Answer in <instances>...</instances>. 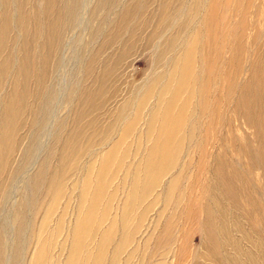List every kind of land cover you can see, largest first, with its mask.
Wrapping results in <instances>:
<instances>
[{
  "label": "rangeland",
  "instance_id": "rangeland-1",
  "mask_svg": "<svg viewBox=\"0 0 264 264\" xmlns=\"http://www.w3.org/2000/svg\"><path fill=\"white\" fill-rule=\"evenodd\" d=\"M73 1L52 4L50 10L46 0L0 3V22L5 8L12 23L2 43L4 58L12 60L10 72L31 67L35 76L48 69L47 83L58 93L44 130L42 124L32 126L42 117L38 104L43 98L34 101L36 80L30 85V102L22 108L26 123L19 149L6 156L12 160L11 169L7 177L4 171L5 183L0 180V189L8 193L3 196L0 191V220L8 215L9 236L16 232L12 206L29 193L27 176L40 171L49 154V170L60 167L59 158L68 154L59 150L65 140L77 145L81 155L69 160L63 189L48 216L50 196L40 195L43 206L35 227L28 226L23 264L32 260L40 231L44 254H51L54 264H68L71 254V264H174L172 258L182 248L194 254V259L183 257L185 264H264V0H108L103 8L104 0H80L67 23ZM163 2L168 4L165 9ZM157 9L165 15L164 25ZM174 9L176 15L171 13ZM46 18L55 19L53 27H59L54 49L50 44L44 47L48 39L43 34L52 23ZM189 51L196 62L191 69L179 64ZM192 72L189 88L181 86L183 75ZM12 82L9 77L1 87L2 97L9 91L11 95ZM100 83L102 98L111 102L95 123L90 99L85 98ZM131 89L140 92L139 98L134 108L120 112L130 102ZM158 93L164 103H159ZM146 95L148 108L141 113ZM161 111L172 115V123L176 115L185 118L178 123L179 131H187L184 143L181 138L177 146L166 144V136L160 134L163 121L156 123ZM106 133L109 139L103 146L89 150L84 143L94 136L97 144ZM114 145V155L106 158L103 183L94 188L104 189L105 196L91 210L92 221L78 231L85 211L81 204L90 197L85 193L87 169L94 166L96 172ZM26 152H31L29 158ZM156 162L166 175L157 176L158 186L142 200L137 177L156 180V174L147 175ZM137 189L141 200H134ZM58 218H64L61 231L50 236ZM133 229L139 233L134 239L129 236L130 245L119 247ZM212 232L217 243L208 236ZM216 248L218 258L210 255Z\"/></svg>",
  "mask_w": 264,
  "mask_h": 264
},
{
  "label": "bare ground",
  "instance_id": "bare-ground-1",
  "mask_svg": "<svg viewBox=\"0 0 264 264\" xmlns=\"http://www.w3.org/2000/svg\"><path fill=\"white\" fill-rule=\"evenodd\" d=\"M6 1L7 0H0V3L6 5ZM46 1H48V3H49L47 6V9H49V8L51 9L52 7L50 5L53 4V6H54L55 3L62 2L63 0H46ZM106 1H108V0H104V1L100 2V8H103L105 3H107ZM72 5H73V7L71 9L72 10L71 17L67 21V23L70 21L72 22V19L76 14L77 9L81 6V2H80V0H74L72 2ZM142 6H144V5H141V7ZM139 7H140V4L138 5V9H139ZM161 7H163L165 9L166 7H168V4L163 2L161 4ZM173 8L174 7H172V9ZM2 9L3 8H0V10H2ZM4 11L5 12H4V16H3V21L1 20V22H0V29L3 30L2 33L0 30V33H1V35H0V180H2V181L4 180V183H5V178L3 179L4 171H6L5 177H7L8 171L11 169V163H12V160L10 162H8L6 160V156H8V155L10 157L14 156L19 149V144L21 142V140L19 139V135H20V132L24 129V126L26 123V121L24 120L25 119L24 118V111H22V108H23L24 104H26V106H27V103L30 102V98H31V94H32V90H31L30 85H31L32 81L36 80V83L38 85V91L35 92L36 98L34 101H36L37 98H43V100L40 99L41 101L38 104L42 117L39 118V121L38 120L33 121V123H32L33 127H35V125L41 126V124H42L41 129L44 130L45 127H47V124L49 122V119H50V116L52 113V112H50V104L52 102V99H55L57 97L58 93H57V91L56 92L54 91L55 89L52 86V84L50 86L47 83L48 80H50V74H49L48 69H46V71L44 72L43 75H42L43 72L40 71L39 74L35 75V76L33 74L31 67H29L27 70L25 69V71L22 68V70H16V71L10 72L11 66H12V60L8 56H6V58H4L5 48H3L2 43L5 42L6 41L5 38H7V36H9L8 32H10V27H11L10 25H12V23L10 20L11 18L9 17L10 14H8V10L7 9L5 10V8H4ZM52 11H53V9H52ZM52 11H50V12H52ZM159 11L160 10H158V12L156 13V14H158V16L160 14ZM154 13H155V11H154ZM171 13L176 15L175 14L176 10L174 9V11ZM162 14L163 13H161L160 16L164 20V21L162 20V23L164 25L165 15H162ZM50 17H51V15H50ZM125 17H126V15H125ZM48 21L52 22V18H50ZM57 22L59 23V19L57 20ZM54 23H56L55 19L53 20L52 23H47V25H51V26H49V27L46 26L48 28V30L44 34L40 33V35L43 34V36H45L46 39H48V42L46 41L44 43V47L48 46V48H49V44H50L52 49L55 48V45L57 44V37L59 36L58 35L59 27L58 26H56L57 28L53 27V26H55ZM21 27H22V22H21ZM153 38H150V41H149L150 43H152L154 41ZM8 41H9V37H8ZM108 44H110V42ZM123 45H125V44H123ZM194 49H195V47H194ZM50 56L52 57L53 53H50L49 57ZM122 56H123V54H122ZM195 63L196 62H195V59L193 58V56L191 55V51H189L188 54H185L183 56V58H181V61L179 62L180 65L185 64L187 69L189 67L191 69L195 65ZM9 77H12V81H13L12 82L11 95H10V91H9V95L7 94V96L2 97L1 87L5 86V83L8 81ZM187 77H188V79H187ZM192 77H193V72L191 74H189V76L184 74L182 77V80H181V86L184 85V86H186V88H189V83L191 82ZM186 79H187V82H186ZM99 80H102L103 81L102 83H104V79L102 77H100ZM102 83H100L101 85H99V87L96 89L90 88L91 90H93V93L90 92L91 90H89L88 91L89 93L87 92L88 95L85 98L86 100L88 99V97L90 99L89 105L92 108V112H93L92 116L94 115V118H97L94 121L95 123H97L98 120L104 116L103 112L105 110V107H106L107 103L110 104V102H111L110 99L102 98L104 95V89H103ZM47 87H48L49 91L46 92L45 89ZM193 88H195V87H193ZM154 91L152 92L153 94H154ZM45 93H47L46 97H45ZM130 93H131L130 102H128V104L125 103L124 105H122V107L119 106L120 112H124L126 109H128V107L130 109L134 108L135 103L137 102V100L139 98L140 92L139 91L133 92V89H131ZM153 94H151V96ZM193 94L194 93H192V95ZM29 96H30V98H29ZM146 96L147 97H145V99H144L143 106L141 107L142 108L141 113H143L144 109L148 108L147 107L148 105L146 103L149 102V98H148V95H146ZM157 96L160 100L159 103H162L163 95H161V93H160ZM146 99H148V100H146ZM44 101H45V103H44ZM127 101H129V100H127ZM163 103H164V100H163ZM100 109H101V111L97 112L95 114V112L100 110ZM105 111H108V109H106ZM163 113L164 112L161 111L160 116L156 114V123L160 119H161V121H163V123H162L163 133H160V134L161 135L163 134L166 136L164 138L166 144H169V145L173 144L172 146H177V143H178V141H180L181 138H183L182 141L184 143V139H185V136L187 135V131L186 132L183 131V128L181 131H179L180 126L178 125V123H183V120H185V118H182V115H180V116L176 115L175 118L177 121L176 122L173 121V123H172V115H170V114L166 115V112L164 114ZM140 116H141V114H140ZM125 118L127 119V115H125V117L122 116V119H125ZM118 120H119V115H116V123L115 124H117ZM131 120L132 121H130L128 123L129 125H131L133 123V119H131ZM120 121H121V119H120ZM156 123L154 125V128L156 127ZM113 126H114V124L111 125L109 127V129L112 130ZM97 131H98L99 135L102 134V132L100 130H97ZM73 134H74V132H73ZM124 135H128V134L126 132H124ZM121 136H123V133L121 134ZM121 136H120V138H121ZM75 137H76L77 141L81 142L79 139V135L78 136L76 135ZM34 138H35V136L33 137V140H34ZM125 138L126 137H122V139H125ZM108 139H109V135H107V133H106L102 137V139L97 142V144H95V142H94V136L87 137L85 139L84 143L88 144V148L90 150V148L94 147V146H103L107 142ZM64 142H66V143L65 144L62 143V146L60 147L59 150L62 151V149H64L65 152H68V154L66 156H63L64 152L62 153L63 157L59 158L60 161L56 166V167H58V166H60V167H58L57 169L54 167V168H52V171L49 170L48 165H47L48 158L50 156V154H49L47 161L44 163L45 165L43 164L44 167L42 166L41 170L38 171L33 176L32 175L27 176V180H28L27 186L30 187L29 193L24 195L25 197L23 198L22 201L19 200L16 203H14L12 206L13 211H12L11 216L13 217L14 227H15V231H16L14 233L13 238L11 236H9V234L7 232L8 222L6 219H7L8 215L4 214L2 219L0 220V230H1V233H0V264H23L24 258L26 255L24 253V250L26 249V245H24V244L27 240H29L28 237L25 239V235L27 234L28 226H29L30 230L35 227V221L34 220L37 219L38 215L40 214V210L43 206V202H40V204H39V200L41 197L40 195L42 193L46 192L47 193L46 196H50V200H51V202L49 203V209L47 211V214L45 213V216L49 215V210H51V207L53 205H55V203L58 201L59 196H60L59 193L62 191L63 186H64L65 180H63V178L69 172L67 169L69 160L78 159L81 156L79 148L77 147V145L70 143L67 140H65ZM120 142H118V143H120ZM60 143H61V140H60V142H58V144H60ZM30 145H32L33 148L34 147L36 148L35 143L33 144L31 142ZM115 146L116 145H114L112 147V149L109 152H107L105 154V156H103L101 158L102 160H100L101 162H100V165L97 168L96 172H94V170H95L94 166H93V169L92 168L87 169L88 172H87V177L85 180V182H86V188L85 189L87 191H85V193H89L90 197H89V202H88V199L85 198L84 202L81 204L82 207L85 208V211L83 213V219L77 223L76 229L78 231L82 227L87 226L92 221V216H91L92 211L91 210H93L94 208L97 209L99 204H100L102 197L104 198V196H105L104 189L101 190L102 192H98V190H95L94 188H95V186H100L103 183V180H104L103 179V175H104L103 172H104V168H105L106 158H107V156H110V155L113 156L114 155ZM30 153L31 152H26L27 158H29ZM118 156H119V148L116 152L115 157L118 158ZM152 157L155 158V155H152ZM150 162H151V159H150ZM158 165H159V162H156V166L153 168V172L151 173L149 171L147 173V175L151 174V176L156 174V176L154 177V178H156V180L152 178V181H151V178H148V177H146L144 180H141L139 177H137V180H138L137 185H139V183L142 182V188H141L142 192L140 191L141 192L140 196H141L142 200H143L142 195L147 197L151 193V191L154 190V188L156 186H158V184L160 182V178H157V176L162 175L164 170L163 169L158 170V167H157ZM19 171H22V168H19L18 172ZM16 173H17V170L15 172V175H16ZM92 175H95V176L92 177V181L90 184L89 183V181H90L89 177ZM163 175L165 176L166 174L163 173ZM49 177H51V178H49ZM6 180H7V178H6ZM93 180H95V183H93ZM148 183H149V185L147 186ZM0 191L2 192L3 196H7V194H8L7 192L3 193L4 187H2L0 189ZM140 196L138 197V189H137L135 194H134V200L140 199ZM131 199H132V197H131ZM38 205L40 206V208L38 207ZM133 205H135V202L133 203ZM2 207H3V205H2ZM26 208L28 209L29 213H30V211L32 212L31 217L26 216L27 215L26 214V211H27ZM2 214H3V212H2ZM85 214H86V217L84 218ZM63 219L62 218L57 219V227H56L57 229L56 230L55 229L49 230L48 234H50V236H54L57 232L61 231V225L63 224ZM96 220H97V217H96ZM99 222H101V220H99ZM59 228H60V230H59ZM165 231H164V235L167 233V229ZM138 233H139V230H135V229H133L130 233L126 232L124 234L123 239H121V241L119 243V247L121 246V248L126 249V247H128L131 243V242L127 241L129 236L131 235L130 239H134V237H135L134 235H137ZM42 234H43V231H40V236L38 238L39 243L37 242L38 248L36 249L35 254H34V256H33L32 260L30 261L29 264H54V259L51 256V254H44V250L42 247L43 244H40L42 236H43ZM208 236L212 239V241L214 240V242L217 243L215 241L216 236L213 234V232L208 234ZM32 239H33V235H32ZM44 243H46V242H44ZM166 246L170 247L171 245H169V242H168V243H166ZM50 248H52V245L50 246ZM186 251H187L186 248L180 249L179 253L175 254L173 256L172 262L174 264H185L183 257L186 255H188L189 257L191 256V258L194 259V254L193 255H192V253L187 254ZM176 253H177V251H176ZM166 255H167V253L162 254V258H164L163 260L166 259ZM202 255H198V256L196 255L195 258H197V259H198V257L203 258ZM210 255L213 256L214 258H218L219 255L217 252V248L215 250V253L210 252ZM73 258H74L73 254H71V258H70V255L68 256V264H71V260ZM148 264H150L149 261H148ZM169 264H171V262Z\"/></svg>",
  "mask_w": 264,
  "mask_h": 264
}]
</instances>
